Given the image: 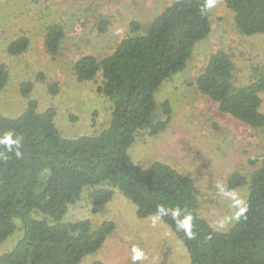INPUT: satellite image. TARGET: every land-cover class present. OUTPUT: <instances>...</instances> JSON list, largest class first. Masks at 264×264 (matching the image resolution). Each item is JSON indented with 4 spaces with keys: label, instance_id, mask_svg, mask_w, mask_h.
<instances>
[{
    "label": "trees",
    "instance_id": "trees-1",
    "mask_svg": "<svg viewBox=\"0 0 264 264\" xmlns=\"http://www.w3.org/2000/svg\"><path fill=\"white\" fill-rule=\"evenodd\" d=\"M222 1L234 12L240 32L264 34V0ZM205 3L174 0L145 32L124 37L111 54L100 59L87 54L75 62L79 80L101 72L99 90L114 98L111 121L101 131L65 137L54 121V108L39 111L32 98L14 117L0 112V137L12 131L20 138L21 152L17 157L0 144V244L17 226L21 230L14 246L0 255V264H78L97 252L114 231V221L95 226L89 219L62 221L69 204L89 187L95 188L89 193L93 207L110 202L117 190L134 204L138 217L158 216L186 248L189 264H264V156L253 159L256 164L248 180L239 171L228 176L229 188L248 182L249 193L244 214L238 216V208L232 226L221 231L199 214L193 178L165 161L140 165L131 154L140 132L156 136L167 129L171 106L167 100L158 105L156 93L185 67L195 45L210 33V10L202 11ZM131 29L137 31L139 24L132 22ZM63 38V25L49 24L47 52L57 53ZM28 47L29 38L21 35L7 43L6 51L19 55ZM234 68L227 51L213 52L195 77L196 89L221 111L259 129L264 126V70L236 87ZM9 79V67L0 62V92ZM31 88L29 81L22 82L24 96ZM157 108L165 119L156 117ZM161 207L164 214L158 212Z\"/></svg>",
    "mask_w": 264,
    "mask_h": 264
},
{
    "label": "rangeland",
    "instance_id": "rangeland-1",
    "mask_svg": "<svg viewBox=\"0 0 264 264\" xmlns=\"http://www.w3.org/2000/svg\"><path fill=\"white\" fill-rule=\"evenodd\" d=\"M173 1L0 0V62L10 70L9 82L0 92V112L14 117L32 98L39 111L54 108V121L65 137L95 134L106 128L114 98L99 90L101 72L90 80H79L75 62L87 54L99 59L111 54L124 37L145 32L150 21ZM210 19V33L195 45L185 67L166 79L156 93L158 105L167 100L171 106L167 129L156 136L140 132L131 154L140 165L165 161L193 178L199 214L217 230L227 231L240 207L232 193L243 201L249 193L248 182L231 189L227 178L239 171L249 179L256 164L253 159L264 156V126L253 129L221 111L215 101L196 89L195 77L209 56L223 49L235 65L234 85L253 81L264 70V34L240 32L234 12L222 0H215ZM54 21L63 25L64 38L58 52L50 54L44 38L47 26ZM132 22L139 24L137 31H132ZM21 35L29 38L28 49L19 55L8 54L7 43ZM24 81L32 85L28 97L21 92ZM54 85L56 92L50 90ZM260 97L264 113V91ZM155 115L165 119L160 108ZM94 189L87 188L81 199L69 204L62 221L89 219L95 226L112 220L115 229L97 252L78 264H189L186 248L158 216L138 217L134 204L117 190L110 202L93 207L89 193ZM20 236L17 226L0 244V255ZM133 247L143 253V259L133 262Z\"/></svg>",
    "mask_w": 264,
    "mask_h": 264
},
{
    "label": "clouds",
    "instance_id": "clouds-1",
    "mask_svg": "<svg viewBox=\"0 0 264 264\" xmlns=\"http://www.w3.org/2000/svg\"><path fill=\"white\" fill-rule=\"evenodd\" d=\"M215 6V0H206L205 6L202 11L211 10ZM0 144L4 145L5 148L8 149L10 152H14L17 157L21 155L20 149V138L14 137V133L12 131L6 132L2 137H0ZM233 198L236 199V203L239 207L238 216L243 215L246 211V205L242 198H239L237 194L232 193ZM160 214H164V209L161 207L158 209ZM133 262L143 259V253L136 247H133Z\"/></svg>",
    "mask_w": 264,
    "mask_h": 264
}]
</instances>
